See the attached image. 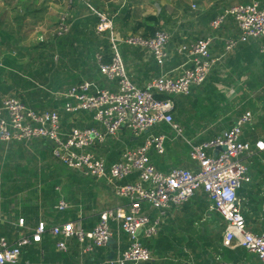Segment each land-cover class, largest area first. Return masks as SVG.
Wrapping results in <instances>:
<instances>
[{
    "label": "crops",
    "instance_id": "1",
    "mask_svg": "<svg viewBox=\"0 0 264 264\" xmlns=\"http://www.w3.org/2000/svg\"><path fill=\"white\" fill-rule=\"evenodd\" d=\"M255 1L264 6V0H69L66 15L70 31L59 37L56 28L64 14L50 16L49 5L58 9V16L63 6L58 8L48 0H0V106L6 97L13 96L36 112H58L63 135L74 129L103 132L93 114L66 113L68 101L62 97L64 91L83 82L91 83L93 93L117 91V82L101 74L96 60L101 50L109 54L110 33L97 32L95 12L112 18L119 38L138 34L150 38L159 30L170 35L169 57L163 66L146 50L119 44L128 77L141 89L163 76H181L192 64L179 49L210 39V53L217 63L207 81L192 87L188 95L168 98L174 103V122L182 131L180 135L164 124L138 137L123 129L88 150L112 166L122 151L144 145L149 137L164 135L166 151L160 156L151 150L152 164L163 173L176 168L196 171L198 166L190 159L192 146L223 135L246 113L252 115V121L243 129L241 141L252 145L264 142V38H251L227 53V41L240 37L235 19L228 17L219 29L211 26L230 8ZM151 17L154 20H148ZM241 160L251 179L238 192L241 215L250 232L264 235V151ZM133 181L129 178L125 183ZM195 197L167 212L156 237L139 233L142 245L154 258L143 264H216L218 260L260 264L243 248L223 246L224 220L211 211L212 202L206 194L200 202H192ZM61 201L70 208L59 212L56 208ZM143 208L152 220L159 217L149 204ZM199 208L203 214L200 220ZM118 209L128 212L129 202L117 198L110 183L67 169L53 157L48 142H0V238L10 245L31 236L41 222L48 233L71 222L80 223L89 232L106 211ZM111 229L113 242L88 256L82 255L73 240L67 241V252H60L56 244L63 239L45 235L42 243L23 249L19 264H111L131 245L117 223H112ZM238 249H242L240 256Z\"/></svg>",
    "mask_w": 264,
    "mask_h": 264
},
{
    "label": "built area",
    "instance_id": "2",
    "mask_svg": "<svg viewBox=\"0 0 264 264\" xmlns=\"http://www.w3.org/2000/svg\"><path fill=\"white\" fill-rule=\"evenodd\" d=\"M95 14L99 18L97 32L110 33L109 54L101 50L96 60L101 74L117 82V91L101 90L93 93L91 83L83 82L64 91L62 97L68 101L66 113H91L104 131L95 128L74 129L70 134L63 135L62 117L58 112H36L19 99L9 96L0 106V142H48L53 157L62 165L85 177L106 180L117 198L129 202V210L106 211L99 224L89 232L80 223L71 222L52 228L48 233L46 224L41 222L31 236L20 238L14 245L0 238V264H19L23 249L42 243L45 235L63 239L56 244L60 252H67V241L73 240L79 244L82 255L88 256L98 248L107 247L114 239L112 223H117L129 236L131 245L126 251L119 252L111 264L152 262L153 255L142 245L139 233L144 232L147 238L156 237L167 212L190 202L198 191L208 196L212 202L211 211L219 214L226 224L223 246L243 248L255 255L260 264H264V235L253 234L247 229L238 199L239 190L251 182L242 157L264 151V142L252 145L241 141L243 129L252 121L250 113L239 118L223 135L192 146L190 159L197 164L196 171L176 168L163 173L152 164L149 156L151 150L160 156L166 151L167 138L164 135L149 137L144 145L122 151L119 161L112 166H108L104 158L88 151L105 143L108 138L116 137L123 129L138 137L164 124L180 135L182 131L174 122L173 101L157 97L188 95L192 87L202 86L207 81L217 63L210 53L211 40L201 39L179 49L180 53L190 58V69L178 78L163 76L152 80L145 88H138L128 77L119 44L146 50L159 66H163L169 57L167 48L170 35L159 30L150 38L139 34L119 38L115 34L112 18L97 12ZM228 17L235 19L240 37L227 41V53L251 38H264V6L258 1L230 8L212 22V28L219 29ZM70 27L68 16H61L56 35L61 37L68 34ZM261 52L264 54V45ZM129 178L135 181L125 183ZM146 203L159 212V217L154 220L150 218L143 208ZM69 208L66 202L61 201L56 209L64 212ZM19 225L23 228L24 221H19ZM216 264L242 263L218 260Z\"/></svg>",
    "mask_w": 264,
    "mask_h": 264
},
{
    "label": "rangeland",
    "instance_id": "3",
    "mask_svg": "<svg viewBox=\"0 0 264 264\" xmlns=\"http://www.w3.org/2000/svg\"><path fill=\"white\" fill-rule=\"evenodd\" d=\"M58 1H60V0H48V3L49 4H54V5H56L58 8H61L62 6H63V12L58 16V9H56V7H53V6H51V5H49L50 6V16H52V17H60L62 14H64V15H66V13H67V7H68V1L69 0H61V2L60 3H56V2H58ZM66 1V2H65ZM63 16V15H62ZM61 18V17H60ZM51 29V27H49L48 26V30H50ZM51 32V35L55 32V29L53 30V31H50ZM50 35V36H51ZM61 37H63V36H61ZM127 132H129V131H127ZM130 133V132H129ZM131 134V133H130ZM180 142H182V143H184V141L183 140H181ZM195 197V196H194ZM204 198H205V193L203 192V191H198L197 193H196V197L192 200V202H200V201H203L204 200ZM197 205H199V204H197ZM200 209V213L202 212V210H201V208H199ZM217 214V213H216ZM202 213H201V215H200V218H199V220L202 218ZM213 217H215V219L216 218H218V216L217 215H213ZM198 220V221H199ZM223 220V219H222ZM112 242H113V240H112Z\"/></svg>",
    "mask_w": 264,
    "mask_h": 264
},
{
    "label": "trees",
    "instance_id": "4",
    "mask_svg": "<svg viewBox=\"0 0 264 264\" xmlns=\"http://www.w3.org/2000/svg\"><path fill=\"white\" fill-rule=\"evenodd\" d=\"M148 20L152 21V20H154V18L151 17V18H149ZM139 28H141V27H139ZM139 28H138V29H139ZM155 33H156V32H155ZM155 33H154V34H155ZM154 34H153V35H154ZM157 98H158V99H161V100H165V99H168L169 97H166V96H158ZM222 219H223V218H222ZM221 241H222V240H221ZM237 251H238L237 254L240 256V255L242 254V253H241L242 249H238ZM233 254H234V253H233ZM234 256H235V255H234ZM152 262H153V261H152ZM149 263H151V262H149Z\"/></svg>",
    "mask_w": 264,
    "mask_h": 264
}]
</instances>
